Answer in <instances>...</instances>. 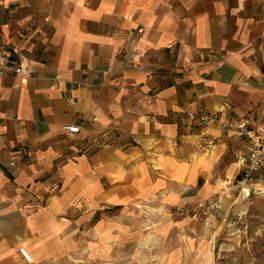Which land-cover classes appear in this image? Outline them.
Listing matches in <instances>:
<instances>
[{
	"label": "crops",
	"instance_id": "crops-1",
	"mask_svg": "<svg viewBox=\"0 0 264 264\" xmlns=\"http://www.w3.org/2000/svg\"><path fill=\"white\" fill-rule=\"evenodd\" d=\"M0 45L26 66L0 74V264H130L148 206L264 218L228 127L264 121V0H0Z\"/></svg>",
	"mask_w": 264,
	"mask_h": 264
},
{
	"label": "rangeland",
	"instance_id": "rangeland-1",
	"mask_svg": "<svg viewBox=\"0 0 264 264\" xmlns=\"http://www.w3.org/2000/svg\"><path fill=\"white\" fill-rule=\"evenodd\" d=\"M176 207L171 213L162 205L140 210L134 224H140L142 242L130 249V264H264V218L226 223L211 213L191 221ZM168 220L173 223L163 226Z\"/></svg>",
	"mask_w": 264,
	"mask_h": 264
},
{
	"label": "built area",
	"instance_id": "built-area-1",
	"mask_svg": "<svg viewBox=\"0 0 264 264\" xmlns=\"http://www.w3.org/2000/svg\"><path fill=\"white\" fill-rule=\"evenodd\" d=\"M17 74L23 75L26 73V66L23 61L15 58L4 51L0 45V74ZM190 119L197 125H203L211 119L216 120L218 115H205L195 112L189 113ZM230 128H235L239 135L246 140L245 151L239 156V163L242 168V174L235 182L238 188V197L241 200H249L253 193L264 192V183H261L257 175L264 170V121L260 127L253 126L250 121L245 120L239 124H230ZM64 131L69 135L80 133V127L77 125H65ZM263 185V186H262ZM262 186V187H261ZM259 187V188H256ZM206 211V214H211L220 209V202L210 201L206 205H200ZM176 212L179 214H188L191 212L190 208L182 206L176 207ZM193 217H197L195 214ZM238 218H244L239 214ZM23 257L32 262V257L26 248L20 249Z\"/></svg>",
	"mask_w": 264,
	"mask_h": 264
}]
</instances>
